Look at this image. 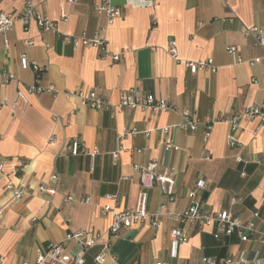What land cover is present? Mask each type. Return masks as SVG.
Masks as SVG:
<instances>
[{"label":"crops","instance_id":"obj_1","mask_svg":"<svg viewBox=\"0 0 264 264\" xmlns=\"http://www.w3.org/2000/svg\"><path fill=\"white\" fill-rule=\"evenodd\" d=\"M25 1L0 0V12L20 14ZM33 1L39 12L71 36L92 38L105 25L95 7L106 0H76L72 5L64 0ZM114 5L121 17L103 35L109 52L129 50L120 61L103 58L97 48L75 50L59 34L45 32L35 22H18L7 34L0 33V75L3 71L15 75L8 84L0 77V101L13 104L19 94L28 100L23 111L13 112L11 105L0 108L3 264L34 262L38 251L57 243H65L66 253L82 254L75 241L67 240L69 233L107 230L112 220L111 215H102L107 205L118 211L136 209L141 177L135 166L153 161L159 164L158 173H175V200L169 201L159 184L150 188L149 219L113 237L103 264H195L203 256L263 259L264 223L254 213L264 217V165L258 163L264 161V128L257 120L242 121L234 132L225 121L216 122L212 131L208 125L211 119L239 114L264 101V50L242 32L244 26L264 29V0H114ZM171 40L177 42L180 61L167 51ZM229 47L237 49L236 55L228 52ZM22 55L42 68L37 84L43 92H28L36 73L21 68ZM257 58L262 61L248 63ZM209 59L216 72L195 75L185 64ZM94 88L100 89L114 113L90 109L74 96ZM133 88L166 99L176 110L153 114L118 108L120 92ZM185 111L199 122L196 131H162L183 124ZM129 129L140 133L127 134ZM75 139L99 154L94 159L72 156L69 145ZM167 140L179 150L165 149ZM119 148L124 151L115 163L112 153ZM202 182L205 188L190 199V192ZM9 184L25 186L32 195L14 200ZM43 184L56 192L42 194ZM110 195H117L118 201L110 200ZM68 197L75 202L67 203ZM86 198L90 203H81ZM194 203L252 223L256 233L243 242L238 231L226 235L217 225L182 223L169 215ZM175 228L185 229L189 241L174 244ZM100 252L101 247L87 251L85 264H98Z\"/></svg>","mask_w":264,"mask_h":264},{"label":"built area","instance_id":"obj_2","mask_svg":"<svg viewBox=\"0 0 264 264\" xmlns=\"http://www.w3.org/2000/svg\"><path fill=\"white\" fill-rule=\"evenodd\" d=\"M66 4H74L76 0H64ZM95 12L97 15L105 18V25L101 32L96 34L94 37L89 38L85 34L82 36H71L65 32L60 31L58 28V23L51 20L50 17L44 15L37 10V6L33 0H26L24 2V8L20 14H6L0 12V33L7 34L18 22H23L29 24L31 22L37 23V25L42 28L45 32H52L59 34L64 42L72 46L75 50L79 48H97L103 51V58H112L114 61H120L125 58L129 50H124L121 53L113 54L108 51V42L105 40L104 32L111 26L114 25L116 20L121 17L120 9L114 5V0H106L102 5L95 7ZM64 20H68L67 14L63 15ZM245 36L254 37L256 45L264 50V29L259 27H247L244 26L242 30ZM34 41H28V45H33ZM167 51L169 55L177 60L179 59L178 45L175 40H171L168 44ZM228 52L230 54L236 55L237 49L235 47H229ZM20 64L23 70H32L36 73V83L31 84L28 87L29 93H41L43 88H41L37 83L41 78L42 68L36 61L29 59L27 55L20 56ZM262 61L260 58L250 60L248 63L250 65H255ZM238 63H242V58H237ZM186 66L190 69L191 73L195 74L201 71H212L216 72L217 67L213 59L209 60H197V61H187ZM3 83L8 84L12 79L15 78L14 74L8 72H2L0 75ZM99 88H94L86 92H78L76 96L84 105L89 106L90 109H109L114 113V108L107 102L103 95H101ZM118 108L122 109H132L141 110L144 112H150L153 114H160L166 112H173L176 108L170 104L166 99H158L153 94L141 93L138 89L123 90L120 92ZM11 105L13 112L23 111L28 105V100L24 94H19L18 98L13 104H10L8 99L0 101V108L8 107ZM184 123L177 126H170L163 128L164 133H169L173 128H179L185 131L194 132L199 127V122L193 120L191 113L185 111L182 115ZM59 120V118H57ZM244 120H257L260 126L264 128V101L260 104L246 106L241 112L232 114L230 116H225L217 120H209L208 129L212 131L213 125L218 121H225L231 126V130L234 132L238 129L240 123ZM140 133L137 129L127 130V134L135 135ZM150 132H146L149 135ZM210 134H207L208 139ZM55 139L51 140L53 144ZM231 145H235L236 142L230 137ZM165 149L179 150L177 146L171 141L167 140L164 144ZM69 151L72 156H90L94 159L100 152V150L95 149L93 152L84 147L78 139H75L69 145ZM124 151L123 148H119L112 153V157L115 163L120 159L121 152ZM132 153H142V150L132 149ZM264 165V161H258ZM158 162L153 161L147 166L136 165L135 170L140 174L141 177V192L139 195L138 206L134 210H122L118 211L111 205H107L102 209V215H111V224L109 228L103 232L95 233L89 232L88 230H80L79 232H70L67 240L75 241L79 247L82 248V254L66 253L65 243L50 244L45 250H40L37 253V257L34 262H22L21 264H85V253L95 247H101V252L95 259L98 264H103L107 260L108 251L111 247V239L118 236L124 229L130 228L133 224L144 223L149 217L150 213L147 208L148 193L150 188H153L156 184H159L163 194L169 199V201L175 200V173L169 174L165 171L163 173H158ZM3 165L0 164V170H2ZM24 167V166H23ZM25 168V167H24ZM54 181L57 180L56 176L52 178ZM205 183H199L197 187L190 192L189 198L195 200L197 194L203 190ZM8 189L11 190L13 199L21 201L32 193L29 192L25 186L20 188H15L12 184L8 185ZM40 192L54 194L56 192L54 189H50L47 185L43 184L40 187ZM108 198L114 202H117L119 197L117 195H110ZM90 198H86L81 201V203H90ZM67 203H74L73 197H68L66 199ZM5 208H0V216L4 214ZM174 218L182 223H197L202 226L207 225H217V227L226 235H231L235 231H238L241 240L243 242H248L249 239L256 233L253 224H245L241 218L233 217L227 211H222L220 213H213L207 210H203L198 203H194L188 210L182 212L170 213ZM256 219L262 220L264 223V217L261 216L259 212L254 213ZM154 225L158 226L157 222ZM171 237L174 244L186 243L189 241L188 233L183 228H175L171 232ZM216 238L219 237L217 234ZM262 241L264 243V233L261 234ZM4 260L0 258V264H3ZM156 264H166L164 262H158ZM195 264H264V258H254L248 259L243 256L238 258H208L202 257Z\"/></svg>","mask_w":264,"mask_h":264}]
</instances>
